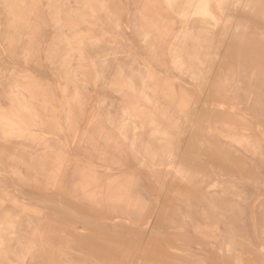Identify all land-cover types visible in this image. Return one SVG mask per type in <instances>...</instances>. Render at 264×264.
I'll return each instance as SVG.
<instances>
[{
	"label": "rangeland",
	"instance_id": "374dc122",
	"mask_svg": "<svg viewBox=\"0 0 264 264\" xmlns=\"http://www.w3.org/2000/svg\"><path fill=\"white\" fill-rule=\"evenodd\" d=\"M0 264H264V0H0Z\"/></svg>",
	"mask_w": 264,
	"mask_h": 264
},
{
	"label": "bare ground",
	"instance_id": "6f19581e",
	"mask_svg": "<svg viewBox=\"0 0 264 264\" xmlns=\"http://www.w3.org/2000/svg\"><path fill=\"white\" fill-rule=\"evenodd\" d=\"M196 6V5H195ZM203 6H205V5H203ZM12 181V180H11ZM54 202V201H53ZM30 203V202H29ZM77 253V252H76ZM180 254V253H179ZM243 259V258H242ZM237 261V260H236ZM239 262V261H238Z\"/></svg>",
	"mask_w": 264,
	"mask_h": 264
},
{
	"label": "crops",
	"instance_id": "0c3cea01",
	"mask_svg": "<svg viewBox=\"0 0 264 264\" xmlns=\"http://www.w3.org/2000/svg\"><path fill=\"white\" fill-rule=\"evenodd\" d=\"M180 58V57H179ZM168 92H169V88H168V90H167Z\"/></svg>",
	"mask_w": 264,
	"mask_h": 264
}]
</instances>
